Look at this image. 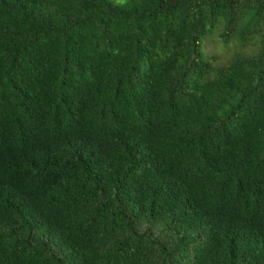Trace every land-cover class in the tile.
<instances>
[{"label": "trees", "instance_id": "trees-1", "mask_svg": "<svg viewBox=\"0 0 264 264\" xmlns=\"http://www.w3.org/2000/svg\"><path fill=\"white\" fill-rule=\"evenodd\" d=\"M0 264H264V0H0Z\"/></svg>", "mask_w": 264, "mask_h": 264}, {"label": "rangeland", "instance_id": "rangeland-1", "mask_svg": "<svg viewBox=\"0 0 264 264\" xmlns=\"http://www.w3.org/2000/svg\"><path fill=\"white\" fill-rule=\"evenodd\" d=\"M120 1V0H117ZM256 50L255 47H249L248 49H241V52L245 53H251ZM203 52H205L206 55L215 54L217 55L216 63H221L224 61L228 56L233 54V48L232 45L229 43L227 45H224L220 39L216 37L214 40H204L203 41ZM222 59V61H221Z\"/></svg>", "mask_w": 264, "mask_h": 264}]
</instances>
